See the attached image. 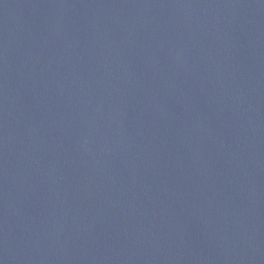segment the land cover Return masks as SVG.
<instances>
[{"label":"water","instance_id":"95a60500","mask_svg":"<svg viewBox=\"0 0 264 264\" xmlns=\"http://www.w3.org/2000/svg\"><path fill=\"white\" fill-rule=\"evenodd\" d=\"M0 264H264V0H0Z\"/></svg>","mask_w":264,"mask_h":264}]
</instances>
